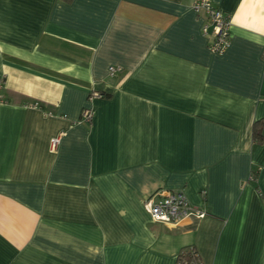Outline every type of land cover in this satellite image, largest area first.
Returning a JSON list of instances; mask_svg holds the SVG:
<instances>
[{
	"label": "crops",
	"instance_id": "crops-1",
	"mask_svg": "<svg viewBox=\"0 0 264 264\" xmlns=\"http://www.w3.org/2000/svg\"><path fill=\"white\" fill-rule=\"evenodd\" d=\"M195 1L0 0V264H264V0H212L221 54Z\"/></svg>",
	"mask_w": 264,
	"mask_h": 264
},
{
	"label": "built area",
	"instance_id": "built-area-1",
	"mask_svg": "<svg viewBox=\"0 0 264 264\" xmlns=\"http://www.w3.org/2000/svg\"><path fill=\"white\" fill-rule=\"evenodd\" d=\"M192 9L205 12L207 22L203 25L202 32L204 35L211 37L208 45L209 49L214 53L221 54L229 44V19L212 4V0H196L192 4ZM262 58H264V53H262ZM117 69L116 67H110V73L114 74L118 71ZM1 83L2 80H0V86ZM101 96L99 92L92 91L89 94V100ZM93 114V106L84 108L81 113V120L90 121ZM58 141L59 136L50 140V148L52 150L55 149ZM144 207L156 222L177 223L187 214H191L196 218H202L206 215L204 210L189 203L181 189H160L144 201ZM175 264L180 263L176 262Z\"/></svg>",
	"mask_w": 264,
	"mask_h": 264
},
{
	"label": "trees",
	"instance_id": "trees-1",
	"mask_svg": "<svg viewBox=\"0 0 264 264\" xmlns=\"http://www.w3.org/2000/svg\"><path fill=\"white\" fill-rule=\"evenodd\" d=\"M103 96V94H101ZM262 126H264V120L256 121L253 124V140L256 142H262L264 140V135H262ZM179 262L180 264H202L200 255L193 245L186 246L182 248L177 256L175 263Z\"/></svg>",
	"mask_w": 264,
	"mask_h": 264
}]
</instances>
